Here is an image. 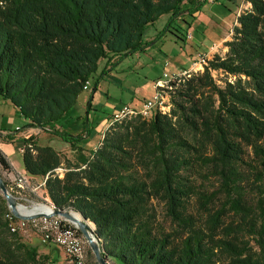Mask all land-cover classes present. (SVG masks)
<instances>
[{
    "label": "trees",
    "instance_id": "16d2710c",
    "mask_svg": "<svg viewBox=\"0 0 264 264\" xmlns=\"http://www.w3.org/2000/svg\"><path fill=\"white\" fill-rule=\"evenodd\" d=\"M247 2L226 53L168 82L167 114L115 122L87 150L88 128L64 131L84 84L143 53L146 32L164 16L154 41L168 36L182 51L206 0H0V99L24 129L48 133L74 153L69 160L31 135L22 140L23 169L44 180L56 209L93 225L105 260L264 264V0ZM214 73L224 75L222 85ZM0 170L11 172L1 152ZM156 203L169 228L158 223ZM7 212L0 196V264L45 262L9 231Z\"/></svg>",
    "mask_w": 264,
    "mask_h": 264
},
{
    "label": "rangeland",
    "instance_id": "374dc122",
    "mask_svg": "<svg viewBox=\"0 0 264 264\" xmlns=\"http://www.w3.org/2000/svg\"><path fill=\"white\" fill-rule=\"evenodd\" d=\"M216 3H222V0H216ZM214 3V5L216 4ZM223 4V3H222ZM205 9H207L211 5H205ZM243 10V9H242ZM166 17L160 18L152 27L148 29L145 35V40L147 43H149V47L141 54L132 55L131 57L127 58L126 63L122 64V66H125L127 68L124 69V71H120L119 77L120 79H123L125 87H131L130 85H136L138 87L141 86L140 83L144 82L145 77H147L150 81H158L163 80L162 74L164 72H167L169 74H174V72H180L181 70H186L190 64V60L195 57L198 54H205L204 50L196 51L195 53L191 52H184L181 53V50L178 49V47L170 40V37L166 36L165 38H162L160 40L154 41L156 38V35L160 32L162 29L164 23H165ZM193 28V31L191 30ZM188 30L187 37L185 39L186 46H189L190 48L194 49V41L190 38L196 37L197 32L201 30V27L197 24H194V26ZM159 36V35H157ZM161 38V37H159ZM155 43V44H154ZM157 48L156 54L157 58L153 59L151 54V51L155 48ZM185 46V47H186ZM196 46V45H195ZM185 49V48H184ZM183 51V50H182ZM178 54H181L180 60L175 61L172 60L175 56ZM214 55L223 56L224 54L221 51L220 46L217 48V51H215L212 54H206L207 58L210 60ZM165 59V61L163 60ZM124 61V60H123ZM122 61V62H123ZM165 62L168 63L169 70L165 71ZM104 64V60L100 61L99 63V70ZM121 64V63H120ZM119 64V65H120ZM129 64V65H128ZM143 66L141 69H139L138 66ZM117 67V66H116ZM128 73L126 78H123L124 73ZM98 75V74H97ZM97 75L92 76L89 80V89L87 91H83L80 93V95L77 97V101L72 108L70 112V117L73 119L72 124H68L64 127V131L69 134H79L83 133L85 128H88L92 135L87 138V143L90 144H96L97 140H101L103 133L105 130L109 127L110 119L113 115V113L117 110L116 108L113 109L110 113H101L96 110H91V105L89 104V97L91 95L92 89L96 87V90H99L100 92H104L103 87L104 84L100 83V81L97 78ZM126 75V74H125ZM130 78V79H129ZM213 78L216 80L217 84L222 85V82L224 80V75L219 73H214ZM230 81H233V78H229ZM154 82V83H155ZM166 83L168 81L165 80ZM100 83V84H99ZM110 87V97H112L115 100H119L121 102H126L125 97L120 94L121 92L118 91L116 88ZM112 92V93H111ZM125 93V92H124ZM123 93V94H124ZM127 96L130 93H127ZM146 92L143 91L142 96H144ZM85 99V101H82ZM110 101V100H109ZM89 104V105H88ZM121 106V105H120ZM10 110L2 103H0V130L7 129V124L9 122V119L13 122H20V118L14 115L13 112H9ZM89 115V117H88ZM36 135H32L36 138L38 145H45L52 147L55 151H57L62 157H65L69 160H73L74 153L70 151V148L68 144L61 142L58 138L42 132L41 130L35 129ZM0 142H5L4 139ZM82 146H85L83 144ZM85 148V147H84ZM56 173L59 175V177L63 176V169L59 168L56 170ZM25 174L26 178L30 180L32 177L26 174L25 172L21 173ZM0 178L4 181L6 180V177L3 175V172L0 170ZM9 179V178H8ZM40 179H31L30 184L33 186H38L40 184ZM260 184V183H258ZM248 193V201L251 203H255V201L258 199V194L254 190V188L247 189ZM30 197L27 196L28 201H15L16 203H19L22 206L27 207L28 209H31L34 205L42 204L46 205L47 202L50 203L49 199L46 198L45 201L42 199L44 197L43 190L40 188L37 190L36 195L28 194ZM1 196V194H0ZM3 199V197L1 196ZM4 200V199H3ZM161 204H155V210H156V216L157 221L159 224L163 225L165 228H169V224L166 221V218L164 217V211L162 209ZM72 212V211H71ZM75 213V212H73ZM228 221V220H227ZM20 238L23 242L30 245L33 243V247L37 248L39 252L44 250L45 248L48 249L47 246L40 243L39 237L34 234L32 231L27 232H19ZM248 238V237H247ZM32 246V245H30ZM89 247L86 249V264H99L94 256L92 257L89 254ZM91 252V251H90ZM55 253L54 256L59 257L61 254V251H57L55 249L51 250V254ZM60 253V254H59ZM42 255V253H39ZM44 256V255H43ZM46 256V255H45ZM48 258V257H46ZM50 258V257H49ZM60 264H62V260H59ZM113 264H119L115 260H112Z\"/></svg>",
    "mask_w": 264,
    "mask_h": 264
},
{
    "label": "crops",
    "instance_id": "0c3cea01",
    "mask_svg": "<svg viewBox=\"0 0 264 264\" xmlns=\"http://www.w3.org/2000/svg\"><path fill=\"white\" fill-rule=\"evenodd\" d=\"M216 2H217L216 0H213V2L206 0L205 5L207 4L211 6L205 9L206 6L204 5L201 8V12L197 14L196 20L193 23V26L194 24H197L201 27V30L197 32L196 37H192V36L190 37L194 41L196 46L194 45V49H193L185 45L186 47H184L185 49H183L181 53L184 52L195 53L196 51L204 50L205 54L208 55L217 51V48L219 46L221 48L222 53L223 54L226 53L227 49L224 47V43L230 40L232 29L237 24L238 16L244 11H248L251 6L247 2V0H222L223 4ZM214 3L216 4L214 5ZM191 30L193 31V28ZM156 51H157L156 47L151 51L150 55H152L153 59L158 57ZM180 57L181 54H178L172 60L179 61ZM126 60L127 59L121 62L120 65L115 67L111 72H109L101 79L100 83L104 84L103 87L104 92H100L99 90H96L95 93L90 95L89 104L91 105L90 109L92 111L96 110L101 113H107V112L110 113L113 109L115 108L119 109L124 105H128L133 108H139L142 101L144 99L149 98L152 95L155 81H150L147 79V77H145L144 79L145 81L140 83L141 84L140 87L136 85H130L131 87L127 88L124 85V81H122L123 79L117 77L118 75L121 74L120 71H124V69L127 68L125 66H122L124 62L126 63ZM163 60L165 61V59ZM138 67L139 69H141L143 66L140 65ZM127 74H128L127 72L124 73L123 78H126ZM113 86H115L114 88H116L118 91L121 92L120 94H122V96L125 97L126 102H121L119 100H115L112 97H110L109 94L110 87ZM143 91L146 92L144 96H142ZM126 92L130 94L127 96ZM82 101H85V99H83ZM0 103L4 104L10 110L9 112H13L15 115L14 109L10 106L8 102H3L0 99ZM19 118H20V122H16V121L13 122L9 119V122L7 124V129L0 130V141H2V139H4L5 141V142H0V152L4 155V157L8 161L11 167V172L23 173L25 171L23 169L22 160H21L22 153L20 152V150L23 148L22 140L31 135H36V133H35V129L32 128L24 129V125L26 124V121H24L21 117ZM99 141L100 140H97L96 144H90L86 142L84 147L87 150L94 149L99 144ZM3 175H5V177L8 176V174L4 172ZM31 179L33 180L40 178L32 177ZM40 181H42V179H40ZM30 245L34 246L33 243H31ZM47 247L48 249L45 248L41 252L38 251L39 253H42V255L44 256L46 255V257H48L46 261H53L56 262L57 264H60L59 260H62L63 262L64 255L62 252L61 254L59 253L60 254L59 257L54 256L55 253L51 254L52 249H55L57 251L60 250L52 246H47Z\"/></svg>",
    "mask_w": 264,
    "mask_h": 264
},
{
    "label": "built area",
    "instance_id": "2783aa9c",
    "mask_svg": "<svg viewBox=\"0 0 264 264\" xmlns=\"http://www.w3.org/2000/svg\"><path fill=\"white\" fill-rule=\"evenodd\" d=\"M209 1L213 2V0ZM208 61L209 59L207 58L206 54H198L190 60V64L186 70L174 72V74L164 72L162 74L163 80L154 83L152 95L149 98L144 99L139 108H133L128 105L122 106L113 113L109 126L115 122H120L135 115H140L144 118H150L155 112L167 114L170 109V103L169 96L166 92L168 83H166L165 80L170 82L180 78H189L193 74L202 72L203 67ZM164 70H169L167 62H165ZM88 89L89 82H86L83 86V91H87ZM20 152L22 153V149ZM6 179L9 183L8 187H6L7 192L12 196L14 201H28L27 196H30L28 194L36 195L38 189L41 188L43 190L44 188V180H42L38 186H33L30 184L31 179L28 180L25 174L23 175L17 172L8 173ZM43 195L44 197H42V199L45 201L47 197L44 194V191ZM16 205L23 214H33L37 216L29 220H20L15 218L7 207L8 212L5 214V219L8 222V228L11 233H25L27 231H32L39 237L41 244L55 247L63 253L64 260L62 264H86V249L88 247L86 239L80 233L76 225H74L72 222L65 218L53 215V212L56 210V208L51 202H47L46 205H34L31 207V209L34 207L43 206L45 211H35L30 213L23 212L21 209H28L27 207L22 206L19 203H16ZM72 214L76 215V213L73 212ZM91 230V235L96 240L100 248L102 240L95 235L93 227H91ZM105 261L106 264H113V262L109 259ZM41 264L57 263L53 261H45Z\"/></svg>",
    "mask_w": 264,
    "mask_h": 264
},
{
    "label": "water",
    "instance_id": "95a60500",
    "mask_svg": "<svg viewBox=\"0 0 264 264\" xmlns=\"http://www.w3.org/2000/svg\"><path fill=\"white\" fill-rule=\"evenodd\" d=\"M0 194L3 197L4 201L6 202L7 207L9 208L11 214L20 220H29L33 217H36L37 215H27V214H23L17 207L15 201L13 200L12 196L9 195V193L7 192V188L3 182V180L0 178ZM54 216H59L62 218H65L67 220H69L70 222H72L74 225H76V227L79 229L80 233L83 235V237L86 239L88 247L92 253V255L94 256V258L96 259V261L99 264H106L105 258L102 256L101 254V250L98 246V243L96 242V240L92 237V230L91 227L89 226V223H87V220L82 217L80 214L78 215V219H75L73 217L74 214H72V212L67 211V210H58L56 209L53 212ZM91 226H93L91 224Z\"/></svg>",
    "mask_w": 264,
    "mask_h": 264
},
{
    "label": "bare ground",
    "instance_id": "6f19581e",
    "mask_svg": "<svg viewBox=\"0 0 264 264\" xmlns=\"http://www.w3.org/2000/svg\"><path fill=\"white\" fill-rule=\"evenodd\" d=\"M23 212H26V213H30V212H35V211H45V208L43 206H39V207H34L32 209H24V208H21ZM73 217L75 219H78V215L74 214ZM91 226V225H90Z\"/></svg>",
    "mask_w": 264,
    "mask_h": 264
}]
</instances>
